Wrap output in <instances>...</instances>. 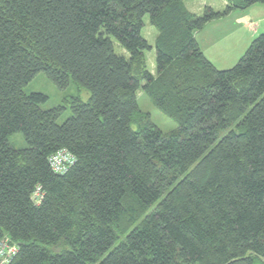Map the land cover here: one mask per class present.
<instances>
[{"label": "trees", "instance_id": "obj_1", "mask_svg": "<svg viewBox=\"0 0 264 264\" xmlns=\"http://www.w3.org/2000/svg\"><path fill=\"white\" fill-rule=\"evenodd\" d=\"M0 0V242L10 264H264V34L229 70L196 39L264 0ZM157 30L148 71L144 18ZM119 50V52H118ZM44 73L90 93L43 110ZM145 93L178 124L162 132ZM21 134L26 148L10 139ZM74 163L56 173L51 158Z\"/></svg>", "mask_w": 264, "mask_h": 264}, {"label": "rangeland", "instance_id": "obj_2", "mask_svg": "<svg viewBox=\"0 0 264 264\" xmlns=\"http://www.w3.org/2000/svg\"><path fill=\"white\" fill-rule=\"evenodd\" d=\"M216 0H185L184 4L186 8L192 12L193 14L201 16L204 13L205 8L211 4L216 6ZM256 7H260L264 9L262 5H256ZM215 10V9H214ZM263 13V12H261ZM242 14V13H241ZM144 28L142 30V36L148 41L152 50L145 52L148 71H150L153 75L156 73V51H155V42L158 35L157 30L151 25L150 18L147 15L144 18ZM234 22L231 21H223V22H213L209 26L205 28V30L199 35L200 38L205 40L204 48H210L207 51V55L213 60V63L216 64V67L219 70H224V68H232L234 67L239 60L244 56L246 53L249 44L251 41L250 35L251 33H243L239 32L237 35L234 36L236 33H232V27ZM260 25L264 26V19L260 22ZM261 26L260 33L256 35L258 38L260 35L264 34V27ZM235 37V40L233 39ZM228 39L231 41V46L235 45L234 50L231 52L230 58L231 61L228 62L229 65L225 63V56L221 51H217L214 44L212 43L214 40L215 42H221V46L226 49L229 46ZM213 40V41H212ZM255 40V39H254ZM251 42V43H250ZM210 45H206V44ZM249 43V44H248ZM230 47V46H229ZM119 52V50H118ZM229 66V67H228ZM227 69V70H228ZM25 93L30 95L32 93H39L44 94L48 97V101L42 105L43 110H50L59 106H65L66 111L59 119V124H63L70 116H71V109L66 104V100L71 97H79L82 102L87 103L90 100V93L79 87L78 85L74 84L73 82L66 90H59L48 78L44 73L38 74L35 79L25 88ZM137 102L141 112L150 115L152 122L164 133H170L178 128V124L175 123L173 120L165 116L149 99V97L143 93L139 92L137 95ZM10 142L12 145L17 149L26 148V142L24 137L21 134H16L11 137Z\"/></svg>", "mask_w": 264, "mask_h": 264}, {"label": "crops", "instance_id": "obj_3", "mask_svg": "<svg viewBox=\"0 0 264 264\" xmlns=\"http://www.w3.org/2000/svg\"><path fill=\"white\" fill-rule=\"evenodd\" d=\"M216 1L218 2L216 6L209 4L207 7L215 9V11H218V12L225 10V8L228 5L226 0H216ZM261 12H263V13H261ZM262 19H264V9H261L260 7L254 6V7L250 8L245 14H241L239 12H234L226 18H223L221 20H217V22H223L225 20H227L229 22L233 21L234 25L232 27L231 32L232 33L236 32L234 34V36L237 35L239 32H243L244 34L245 33H247V34L251 33L252 35H250V37H248V39L251 38V41H253L254 39H256V35H258L260 33V30L262 29L261 26H263V25H260V22H262ZM210 24H208L207 26H209ZM203 31L196 34V39L199 42L200 47H201L202 52L204 53L205 57L213 63V60L207 55V51L210 48H204L205 40L200 38V36H199ZM233 39L235 40V37H233ZM228 42H229L230 47L228 46V47H226V49L221 46L222 45L221 42L218 43V42H215V40L212 42L214 44L216 50L221 51L223 53V55L225 56L224 60H225L226 65H229L228 62L231 61V59H232V58H230V56H232L231 52L234 50V47H235V45L231 46V41L229 39H228ZM206 45H210V44L207 43ZM249 45H251V44H249ZM248 48H249V46H248ZM214 65L216 66V64H214ZM227 69L228 68H224V70H227Z\"/></svg>", "mask_w": 264, "mask_h": 264}, {"label": "built area", "instance_id": "obj_4", "mask_svg": "<svg viewBox=\"0 0 264 264\" xmlns=\"http://www.w3.org/2000/svg\"><path fill=\"white\" fill-rule=\"evenodd\" d=\"M74 163L72 157L66 152H60L51 158V166L58 174L66 172L67 168ZM18 247L12 244L9 239L0 242V264H10L16 256Z\"/></svg>", "mask_w": 264, "mask_h": 264}]
</instances>
